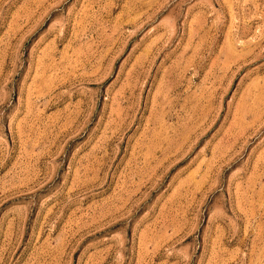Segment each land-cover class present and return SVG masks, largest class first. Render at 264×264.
Wrapping results in <instances>:
<instances>
[{
	"label": "rangeland",
	"instance_id": "374dc122",
	"mask_svg": "<svg viewBox=\"0 0 264 264\" xmlns=\"http://www.w3.org/2000/svg\"><path fill=\"white\" fill-rule=\"evenodd\" d=\"M0 264H264V0H0Z\"/></svg>",
	"mask_w": 264,
	"mask_h": 264
}]
</instances>
